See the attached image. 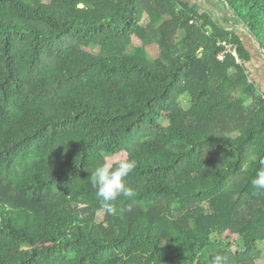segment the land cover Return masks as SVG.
<instances>
[{
  "label": "trees",
  "instance_id": "trees-1",
  "mask_svg": "<svg viewBox=\"0 0 264 264\" xmlns=\"http://www.w3.org/2000/svg\"><path fill=\"white\" fill-rule=\"evenodd\" d=\"M226 2L264 48V0ZM226 22L184 0H0V264L264 262V93ZM121 153L133 195L109 212L91 173Z\"/></svg>",
  "mask_w": 264,
  "mask_h": 264
},
{
  "label": "clouds",
  "instance_id": "clouds-1",
  "mask_svg": "<svg viewBox=\"0 0 264 264\" xmlns=\"http://www.w3.org/2000/svg\"><path fill=\"white\" fill-rule=\"evenodd\" d=\"M136 166L134 159H120L115 165L104 162L91 173L96 195L109 212L113 211L112 202L120 195L129 197L133 195L132 191L126 187L124 180ZM251 184L256 192L264 191V167L256 172ZM214 264H222V257L216 256Z\"/></svg>",
  "mask_w": 264,
  "mask_h": 264
},
{
  "label": "rangeland",
  "instance_id": "rangeland-1",
  "mask_svg": "<svg viewBox=\"0 0 264 264\" xmlns=\"http://www.w3.org/2000/svg\"><path fill=\"white\" fill-rule=\"evenodd\" d=\"M190 4H197L206 11L211 12L212 15L216 17L218 21L221 20V17L223 15L227 16L228 22L225 23V26L232 27V22H230V16L227 14L226 10L224 9L223 5L218 0H184ZM239 35L244 38V41L246 43V46L249 50H251L252 55L254 56L253 59H255V62L251 65H249V71L251 76V70L256 71V76H251L252 80H256L259 84L260 90L264 93V58L262 55L258 54L256 51V48L251 43L250 38L244 33L239 32ZM141 46V43L138 38H133V42L131 46L127 49V53L129 55H133L135 52H137V48ZM147 53H149L151 59H156L161 54H167L168 48L165 47L163 44H157L153 45L151 47L147 48ZM120 159H126V154L121 153L117 154L115 156H108L107 162L111 164L117 163ZM104 219V213H99L97 215V221L101 222ZM257 264H264L263 261H258Z\"/></svg>",
  "mask_w": 264,
  "mask_h": 264
},
{
  "label": "water",
  "instance_id": "water-1",
  "mask_svg": "<svg viewBox=\"0 0 264 264\" xmlns=\"http://www.w3.org/2000/svg\"><path fill=\"white\" fill-rule=\"evenodd\" d=\"M222 5L224 6L227 14L230 16V22H232V27L237 29L239 32L244 33V35L250 38L251 43L256 48L258 54L262 55L264 58V48L260 41L257 39L256 35L246 26L245 22L242 21L238 15L236 14L235 10L229 6L226 0H220Z\"/></svg>",
  "mask_w": 264,
  "mask_h": 264
},
{
  "label": "built area",
  "instance_id": "built-area-1",
  "mask_svg": "<svg viewBox=\"0 0 264 264\" xmlns=\"http://www.w3.org/2000/svg\"><path fill=\"white\" fill-rule=\"evenodd\" d=\"M223 46L225 48V51L218 55L219 62H223L225 58V54L232 53V51L234 50V46L232 45L223 44Z\"/></svg>",
  "mask_w": 264,
  "mask_h": 264
},
{
  "label": "crops",
  "instance_id": "crops-1",
  "mask_svg": "<svg viewBox=\"0 0 264 264\" xmlns=\"http://www.w3.org/2000/svg\"><path fill=\"white\" fill-rule=\"evenodd\" d=\"M253 58H254V56H253ZM254 62H255V59L252 60L251 64H253ZM251 64H249V65H251ZM249 65H248V69H249ZM251 71H252L251 72V76H253V77L256 76V74H255L256 71H253V70H251ZM249 74H250V71H249ZM253 81H255L257 83L258 87H260L259 84H258V82L255 79Z\"/></svg>",
  "mask_w": 264,
  "mask_h": 264
}]
</instances>
